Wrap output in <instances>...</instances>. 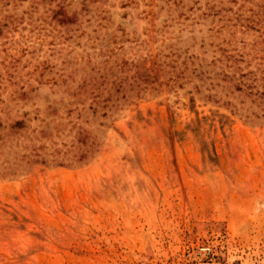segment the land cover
<instances>
[{"label":"rangeland","instance_id":"374dc122","mask_svg":"<svg viewBox=\"0 0 264 264\" xmlns=\"http://www.w3.org/2000/svg\"><path fill=\"white\" fill-rule=\"evenodd\" d=\"M0 264H264V0H0Z\"/></svg>","mask_w":264,"mask_h":264}]
</instances>
